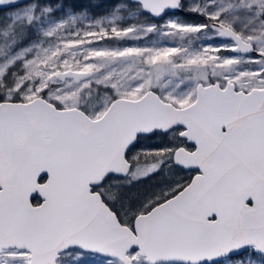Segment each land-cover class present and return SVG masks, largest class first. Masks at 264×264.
<instances>
[{
  "label": "snow or ice",
  "instance_id": "6c2138e0",
  "mask_svg": "<svg viewBox=\"0 0 264 264\" xmlns=\"http://www.w3.org/2000/svg\"><path fill=\"white\" fill-rule=\"evenodd\" d=\"M0 264H264V0H0Z\"/></svg>",
  "mask_w": 264,
  "mask_h": 264
}]
</instances>
